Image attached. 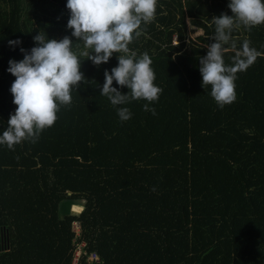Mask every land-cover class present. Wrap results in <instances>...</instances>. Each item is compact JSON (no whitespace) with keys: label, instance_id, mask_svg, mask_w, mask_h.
I'll return each mask as SVG.
<instances>
[{"label":"trees","instance_id":"16d2710c","mask_svg":"<svg viewBox=\"0 0 264 264\" xmlns=\"http://www.w3.org/2000/svg\"><path fill=\"white\" fill-rule=\"evenodd\" d=\"M37 1L0 0V134L17 108L9 60H22L39 32L69 37L84 77L35 142L0 144V264H93L91 253L97 264H264V24H234L225 65L245 40L260 55L236 73V99L220 108L202 86L199 57L214 42L212 18L232 15L231 0H157L128 48L136 59L148 54L162 91L113 106L100 93L120 54L100 65L83 55L67 0L33 27ZM187 23L202 29L197 42ZM121 107L130 119L119 118Z\"/></svg>","mask_w":264,"mask_h":264},{"label":"clouds","instance_id":"9594fccd","mask_svg":"<svg viewBox=\"0 0 264 264\" xmlns=\"http://www.w3.org/2000/svg\"><path fill=\"white\" fill-rule=\"evenodd\" d=\"M156 2L67 0L66 7L71 13L67 27L91 50L83 55L95 65H100L108 62L114 52L120 53L118 66L112 68L111 73L105 70V83L100 93L107 96L113 106L130 100L156 101L162 91L154 84L155 73L148 54L136 59V53L128 48L133 33L140 35L138 29L141 22L148 23L154 19ZM228 7L232 15L222 13L212 18L214 42L208 46L207 54L199 57L202 86L211 85L210 94L220 108L236 99V73L247 70L260 55L245 40L241 49L235 51L232 64L225 65L223 46L229 43L234 24L243 25L248 30L264 24V0H231ZM33 39L37 46L30 52L21 47L24 58L19 62L9 60L10 67L7 69L15 76L10 92L14 97L13 103L17 105L15 113L10 115L7 129L0 134V144H6L9 149L25 139L35 142L43 129L51 127L57 119L60 105L71 103V88L78 87L84 77L80 71L81 63L71 50L72 40L69 37L49 39L39 32ZM8 43L16 46L21 41L9 40ZM231 47L235 49V43ZM113 80L120 86H127L130 94L113 87ZM143 108L155 115V109L150 108L148 103ZM117 111L122 121L131 118L128 108L121 107Z\"/></svg>","mask_w":264,"mask_h":264},{"label":"rangeland","instance_id":"374dc122","mask_svg":"<svg viewBox=\"0 0 264 264\" xmlns=\"http://www.w3.org/2000/svg\"><path fill=\"white\" fill-rule=\"evenodd\" d=\"M44 4H42V2L40 0H38L37 2L40 3V5L42 6L41 8H36V14H31L30 18H31V24L33 27H37L41 24H43L45 22V18H47L49 15L56 13V11H58L60 6V2H58V0H44ZM42 9H47V14H45V11ZM52 18V16H50ZM187 29H188V36L189 39L193 42H197L198 38L197 36L202 34V29L198 28V27H194L190 24L187 23ZM81 51H88L90 52V49H87L85 47L82 48ZM115 54H120L118 52H114ZM65 209H67L70 213H76L79 210L78 206L75 205H71L70 203H66L65 204ZM72 229L75 232V234H78L79 232V228H78V223L77 222H72ZM78 254V251L76 250L74 252V256Z\"/></svg>","mask_w":264,"mask_h":264},{"label":"built area","instance_id":"2783aa9c","mask_svg":"<svg viewBox=\"0 0 264 264\" xmlns=\"http://www.w3.org/2000/svg\"><path fill=\"white\" fill-rule=\"evenodd\" d=\"M76 256L77 255H75L74 256V262H75V260H76ZM87 259H88V261L91 263H93V264H97L98 263V257H97V255H95V254H93V253H91L88 257H87Z\"/></svg>","mask_w":264,"mask_h":264},{"label":"crops","instance_id":"0c3cea01","mask_svg":"<svg viewBox=\"0 0 264 264\" xmlns=\"http://www.w3.org/2000/svg\"><path fill=\"white\" fill-rule=\"evenodd\" d=\"M201 29V28H200Z\"/></svg>","mask_w":264,"mask_h":264}]
</instances>
